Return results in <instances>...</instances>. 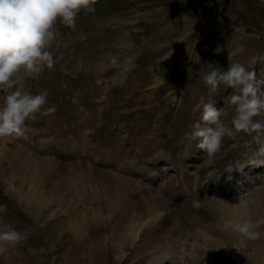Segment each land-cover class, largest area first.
I'll return each instance as SVG.
<instances>
[{"label": "rangeland", "instance_id": "1", "mask_svg": "<svg viewBox=\"0 0 264 264\" xmlns=\"http://www.w3.org/2000/svg\"><path fill=\"white\" fill-rule=\"evenodd\" d=\"M95 7L75 31L58 25L52 69L0 88V102L22 84L57 108L0 138V230L24 237L0 264H264V225L255 239L224 227L264 219L255 134L224 137L212 161L184 136L203 125L204 103L223 108L226 125L233 114L231 89L209 95L201 70L264 74V61L251 63L264 54V0ZM110 179L123 186L116 201Z\"/></svg>", "mask_w": 264, "mask_h": 264}, {"label": "clouds", "instance_id": "2", "mask_svg": "<svg viewBox=\"0 0 264 264\" xmlns=\"http://www.w3.org/2000/svg\"><path fill=\"white\" fill-rule=\"evenodd\" d=\"M96 3L97 0H0V88H11L15 80L38 78L45 68L52 69L55 61L50 49L60 36L58 25L75 31L77 17L81 13H94ZM258 61H264V54L253 56L251 63L255 65ZM200 76L209 95L218 93L221 86L231 89L223 101L233 114L230 125H226L221 119L224 109L204 103L203 125L193 123L184 134L189 147L198 140L196 147L212 161L221 152L224 137L235 139L237 133L243 132L255 134L253 139L259 147L254 155L264 157V74L258 76L254 67L249 70L241 63H232L227 70H201ZM46 104V91L31 94L22 84L16 86L0 102V138L22 136L27 121L54 115L56 106L45 107ZM6 210V205H0V213ZM261 225L264 219L253 223L246 218L229 219L224 227L255 239L260 233L254 229ZM23 239L15 228L0 230V256Z\"/></svg>", "mask_w": 264, "mask_h": 264}, {"label": "bare ground", "instance_id": "3", "mask_svg": "<svg viewBox=\"0 0 264 264\" xmlns=\"http://www.w3.org/2000/svg\"><path fill=\"white\" fill-rule=\"evenodd\" d=\"M6 141H8L7 139H5ZM0 169H1V166H0ZM111 180V185H112V187L111 188H109V190H108V192H113L114 191V193H118L119 192V194H121L120 192H122V190H123V186H121L122 184H119V183H116V182H114L112 179H110ZM108 184V183H107ZM109 185V184H108ZM110 186V185H109ZM51 188V187H50ZM40 194H42L41 193V191L40 190H38V188H37V186L35 187V186H33V184L29 187V189H28V192H27V197L28 198H30V199H32L33 200V198H38L39 196H40ZM122 195V194H121ZM117 196H118V194H117ZM31 197H33V198H31ZM119 197H120V195H119ZM118 197V198H119ZM113 199H115V201H116V197L115 198H113ZM37 200V199H36ZM29 201V200H28ZM41 201H43V200H41ZM120 201V199H118V202ZM45 202V201H44Z\"/></svg>", "mask_w": 264, "mask_h": 264}, {"label": "crops", "instance_id": "4", "mask_svg": "<svg viewBox=\"0 0 264 264\" xmlns=\"http://www.w3.org/2000/svg\"><path fill=\"white\" fill-rule=\"evenodd\" d=\"M108 190H109V189H108ZM107 194H108V196H110V197H113V196H114L113 198L116 197V193H114V191L111 192V193L107 191Z\"/></svg>", "mask_w": 264, "mask_h": 264}]
</instances>
